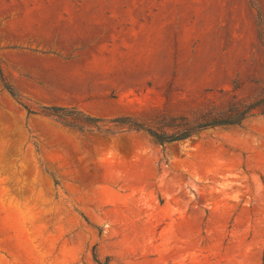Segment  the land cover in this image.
I'll return each instance as SVG.
<instances>
[{
  "label": "rangeland",
  "instance_id": "rangeland-1",
  "mask_svg": "<svg viewBox=\"0 0 264 264\" xmlns=\"http://www.w3.org/2000/svg\"><path fill=\"white\" fill-rule=\"evenodd\" d=\"M0 69V264H264V118L134 129L264 96V0H0Z\"/></svg>",
  "mask_w": 264,
  "mask_h": 264
},
{
  "label": "trees",
  "instance_id": "trees-1",
  "mask_svg": "<svg viewBox=\"0 0 264 264\" xmlns=\"http://www.w3.org/2000/svg\"><path fill=\"white\" fill-rule=\"evenodd\" d=\"M0 80L3 87L12 94L10 88L5 84L0 69ZM48 116L60 118L63 110H47ZM256 116L264 118V96L257 98L238 99L232 96L230 101L222 106L210 105L198 115L189 120L188 118H172L170 123L166 124L167 130L162 127L159 130L145 128L142 125L134 126V129L144 131L155 144L165 145L179 142L192 138L202 131L214 128H225L233 126H241L245 121ZM88 121H93L89 120ZM94 122V121H93ZM92 123V122H91ZM96 258L94 257V260ZM96 261V260H95Z\"/></svg>",
  "mask_w": 264,
  "mask_h": 264
}]
</instances>
